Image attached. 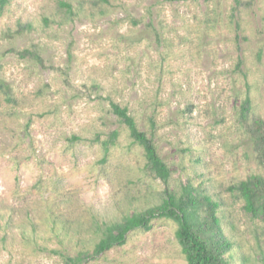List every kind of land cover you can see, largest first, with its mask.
Masks as SVG:
<instances>
[{"label": "rangeland", "instance_id": "374dc122", "mask_svg": "<svg viewBox=\"0 0 264 264\" xmlns=\"http://www.w3.org/2000/svg\"><path fill=\"white\" fill-rule=\"evenodd\" d=\"M247 97L264 120V0L0 5V264L92 252L104 224L188 183L220 205L230 264H264V221L235 190L264 174L241 122ZM111 103L154 132L167 183ZM177 229L156 219L87 264H187Z\"/></svg>", "mask_w": 264, "mask_h": 264}, {"label": "trees", "instance_id": "16d2710c", "mask_svg": "<svg viewBox=\"0 0 264 264\" xmlns=\"http://www.w3.org/2000/svg\"><path fill=\"white\" fill-rule=\"evenodd\" d=\"M8 2L9 0H0V5L5 7ZM28 53L30 52H24ZM35 56L40 58L38 54ZM111 110L120 123L126 126L132 141L143 148L150 172L167 183L171 171L159 155L154 132L148 134L142 131L127 107L111 103ZM252 115V101L247 97L241 105V122L248 125L249 134L254 142L256 161L264 169V120L259 117L251 119ZM119 136L118 131L111 134L110 140L105 143L107 151L109 146L117 143ZM235 190L245 202V211L254 219L264 221V174L251 176L241 182ZM219 208L220 205L205 195L200 188L188 183L182 187L180 193L167 189L160 205L127 216L121 222L104 224L99 229L100 240L92 252L57 254L62 257L63 264H87L90 261H97L107 251L124 246L130 232L137 230L149 232L152 230L153 221L167 219L178 225L176 238L187 264H230L227 254L232 246L224 236L218 216Z\"/></svg>", "mask_w": 264, "mask_h": 264}]
</instances>
